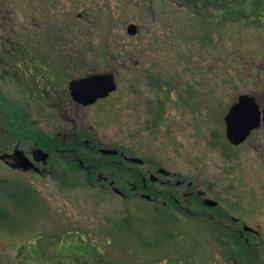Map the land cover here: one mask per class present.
<instances>
[{"label": "rangeland", "instance_id": "374dc122", "mask_svg": "<svg viewBox=\"0 0 264 264\" xmlns=\"http://www.w3.org/2000/svg\"><path fill=\"white\" fill-rule=\"evenodd\" d=\"M215 1L206 18L176 0H70L72 43L59 31L58 55L85 56L70 70L63 68L66 81L103 71L116 76L111 98L81 112L85 129L91 124L106 143L181 173L179 178L195 182L222 208L233 199L245 202L232 196L235 175L236 192L262 194L251 198L244 213L252 225L264 227V125L234 148L238 156L232 158L224 121L241 93L255 94L264 108V16H249L251 0ZM220 2H231L236 12ZM129 23L140 27L138 35L128 34ZM206 26L211 39L200 42ZM150 76L165 82L163 88L150 86ZM159 103L163 121L149 125ZM49 113L0 96V147L22 130L29 137L37 129L46 135L39 128L50 130ZM58 118L62 126L66 116ZM14 181L32 182L30 196L16 200L24 188L12 186ZM155 210L141 198L123 200L85 187L58 189L49 178L11 172L0 161V264L228 263L224 237L204 222L172 210L174 219L160 216L157 223Z\"/></svg>", "mask_w": 264, "mask_h": 264}, {"label": "flooded vegetation", "instance_id": "af4514ba", "mask_svg": "<svg viewBox=\"0 0 264 264\" xmlns=\"http://www.w3.org/2000/svg\"><path fill=\"white\" fill-rule=\"evenodd\" d=\"M176 1L181 6L191 5L196 15L206 18L212 16L208 8L216 3L215 0H199L198 9L192 0ZM202 3L206 5L205 9L200 5ZM256 10L253 16L258 15V19L263 17L264 2ZM151 11L154 13V9ZM131 24L136 25L135 34L129 32ZM63 30L69 37L70 0H0V96L7 101H18L25 109L33 105L35 108L50 111V117L47 115L45 120L50 130L38 127L46 135L41 136L37 129L36 133L29 137L22 130V135L15 136L9 140L7 146L0 147L3 151L0 155L5 156L0 161L6 168L17 174L49 178L62 190L85 187L113 193L123 200L141 198L152 202L156 208L154 218H166L169 213L174 219L172 212L175 211L204 222L213 232L223 236L221 244L225 247L223 254L227 258V264H264V227L260 223L252 225L248 220L251 215L244 213L245 207L251 205L249 202L253 196L260 199V192L250 189L246 190L245 195L242 191L236 192V178L231 174L232 196L236 195L239 199L244 197L245 202L233 199L227 209L222 208L219 202L216 206L207 205V191L201 190L193 181L186 182L179 178L177 175L181 173L170 171L163 164L147 157L135 156L122 145L106 143L100 136L93 134L94 126L91 124L89 129H85L81 112L110 99L117 88L106 97L84 104L72 96L71 81L103 73L112 74L116 84L118 83L115 74L110 71L70 77L66 81L63 68L70 70L73 65L82 63L85 56L58 55L56 37L58 32ZM139 30L140 27L136 23H129L127 26L130 36L138 35ZM209 39V27H203L197 40L206 42ZM66 40L67 44L72 43L70 37ZM60 62H66L67 65L62 66ZM148 82L154 89H162L165 84L154 76H150ZM28 90L32 92L28 98L29 103L26 99ZM241 96L253 98L258 105L260 123L250 130L240 144H234L227 138L225 122V136L228 142L225 148L227 155L232 158L238 156L235 149L243 146L264 125V108L253 93L239 94L229 106L226 115ZM151 112L149 125H157L163 121V104L155 105ZM60 114L66 116L62 126L58 125ZM213 135L217 136L218 133L214 131ZM217 141L215 138L213 143ZM11 185L24 189L34 187L32 182L14 181ZM171 202L174 203L173 209L167 211ZM181 211L188 213L186 215ZM219 211L225 214L218 215Z\"/></svg>", "mask_w": 264, "mask_h": 264}, {"label": "water", "instance_id": "95a60500", "mask_svg": "<svg viewBox=\"0 0 264 264\" xmlns=\"http://www.w3.org/2000/svg\"><path fill=\"white\" fill-rule=\"evenodd\" d=\"M129 32L135 34L136 25L131 24L129 26ZM116 88L117 84L114 76L103 73L76 79L70 83L72 96L76 101L83 102L84 104L92 103L97 98L106 97L110 92L115 91ZM225 122L228 140L234 144H240L248 136L250 130L257 127L260 123L258 105L255 104L253 98L241 96L238 103L233 105L225 116ZM4 157V155H0L1 159H4ZM205 204L216 206L218 202L212 199H206Z\"/></svg>", "mask_w": 264, "mask_h": 264}, {"label": "trees", "instance_id": "16d2710c", "mask_svg": "<svg viewBox=\"0 0 264 264\" xmlns=\"http://www.w3.org/2000/svg\"><path fill=\"white\" fill-rule=\"evenodd\" d=\"M195 4H196V6L198 7V9H200V7H199V0H192ZM241 3H242V0H239ZM240 2H239V4L238 5H240ZM264 2V0H251V2H250V6H251V10H249V16H253L254 15V13L253 12H256L257 10H256V8L257 7H259V6H261V4ZM202 7H204V9H205V7H206V5L205 4H200ZM232 4H231V2H224L223 4L220 2L219 3V6H225V8L227 7L228 8V6L233 10V11H235L236 12V8L235 7H233V6H231ZM224 8V7H223ZM254 8V9H253ZM247 11V10H246ZM246 11L245 10H243V12L244 13H246ZM251 12V13H250ZM228 13V11L226 12V14ZM3 147H5V146H3ZM2 147V148H3ZM26 190L27 189H21L20 191H17L18 193H17V195L15 196L16 197V200H20L19 199V197L20 196H25V198L28 196H30V195H28L27 194V192H26ZM29 190V189H28ZM24 197H23V199H25ZM173 205H174V203L173 202H171V206L169 205L168 206V208H167V211H169V210H171V209H173ZM175 209V208H174ZM176 210V209H175ZM213 210H219L218 208H213ZM182 212V211H181ZM183 214H186L187 215V213L188 212H182ZM194 213H195V211H194ZM225 214V212H223V211H219L218 212V215H224ZM166 216H168L169 217V219L170 220H172V217H171V215L169 214V213H167V215ZM155 219V222H157V223H160L161 221H160V218H158V217H156V218H154ZM154 222V223H155Z\"/></svg>", "mask_w": 264, "mask_h": 264}]
</instances>
